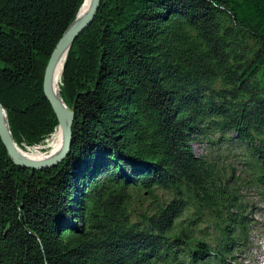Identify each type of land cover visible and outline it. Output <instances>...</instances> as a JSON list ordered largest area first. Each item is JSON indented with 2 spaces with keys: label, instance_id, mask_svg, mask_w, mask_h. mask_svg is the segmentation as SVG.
Here are the masks:
<instances>
[{
  "label": "trees",
  "instance_id": "16d2710c",
  "mask_svg": "<svg viewBox=\"0 0 264 264\" xmlns=\"http://www.w3.org/2000/svg\"><path fill=\"white\" fill-rule=\"evenodd\" d=\"M83 1L0 0V104L21 150L58 127L41 78ZM59 94L74 110L60 164L16 167L0 142V264L249 251L264 217V0H101Z\"/></svg>",
  "mask_w": 264,
  "mask_h": 264
},
{
  "label": "water",
  "instance_id": "95a60500",
  "mask_svg": "<svg viewBox=\"0 0 264 264\" xmlns=\"http://www.w3.org/2000/svg\"><path fill=\"white\" fill-rule=\"evenodd\" d=\"M100 2L101 0L83 1V4L88 3L89 5L85 17L74 27V29L71 28L75 22L73 21L71 23L67 31L57 43L45 68L42 91L57 119V130H60L62 134L63 145L61 151L55 157L42 161H29L19 158L16 152L18 147L11 137L6 114L4 108L0 104V141L7 152L9 160L14 166L41 171L57 166L69 155L72 143L71 130L74 122V110L67 107L52 89L51 81L53 71L59 60L62 57H65L68 53L74 40L91 25L99 10ZM65 120H67L66 123Z\"/></svg>",
  "mask_w": 264,
  "mask_h": 264
},
{
  "label": "bare ground",
  "instance_id": "6f19581e",
  "mask_svg": "<svg viewBox=\"0 0 264 264\" xmlns=\"http://www.w3.org/2000/svg\"><path fill=\"white\" fill-rule=\"evenodd\" d=\"M88 3L82 4L81 8L79 9L75 19H74V25L72 26L71 29H74V27L85 17L87 10H88ZM67 57V54L65 57H62L59 62L56 64L54 71H53V76H52V89L54 92L57 94V96L61 99L60 94H59V86L61 85V76L63 72V65L65 63V59ZM62 100V99H61ZM63 102V100H62ZM64 103V102H63ZM67 120H65L66 123ZM40 144L38 146H35V151H26L25 149L23 152L21 149L17 148L16 152L19 158L23 160H29V161H42V160H47L55 157L62 149L63 145V138L60 130H57L54 136L44 145ZM41 150V151H38ZM44 151V153H42Z\"/></svg>",
  "mask_w": 264,
  "mask_h": 264
},
{
  "label": "rangeland",
  "instance_id": "374dc122",
  "mask_svg": "<svg viewBox=\"0 0 264 264\" xmlns=\"http://www.w3.org/2000/svg\"><path fill=\"white\" fill-rule=\"evenodd\" d=\"M44 72H45V70H44ZM43 76H44V73L42 74V78H41L42 83H43ZM191 147H192V150L194 151L195 155H201L204 151L202 145L200 146L197 144H192ZM28 150L30 152L35 151L34 149H28ZM28 150H26V151H28ZM22 151L25 152L24 150H22ZM29 151H28V153H30ZM5 152H6V150H5ZM42 153H44V151ZM6 154H7V152H6ZM249 198H252L250 194H249ZM254 219L257 220V222H258V226H257L258 229L251 234V237H250L251 245H250L249 251L244 256H242V259L237 264H264V217L262 214H260V215H255Z\"/></svg>",
  "mask_w": 264,
  "mask_h": 264
},
{
  "label": "built area",
  "instance_id": "2783aa9c",
  "mask_svg": "<svg viewBox=\"0 0 264 264\" xmlns=\"http://www.w3.org/2000/svg\"><path fill=\"white\" fill-rule=\"evenodd\" d=\"M56 131H57V129H55L54 132H53V134H51L50 137L47 138V139L43 142L44 145H45L48 141H50V139L54 136V134L56 133ZM44 145H43V149H44ZM34 148H35V147H33V148H27V150H28V149H34ZM34 150H35V149H34ZM38 151H41V150H38Z\"/></svg>",
  "mask_w": 264,
  "mask_h": 264
}]
</instances>
